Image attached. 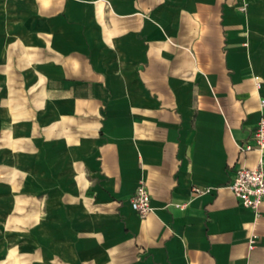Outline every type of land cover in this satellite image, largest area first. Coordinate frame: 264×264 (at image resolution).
Returning a JSON list of instances; mask_svg holds the SVG:
<instances>
[{"label": "crops", "instance_id": "1", "mask_svg": "<svg viewBox=\"0 0 264 264\" xmlns=\"http://www.w3.org/2000/svg\"><path fill=\"white\" fill-rule=\"evenodd\" d=\"M260 98L264 0H0V264H264Z\"/></svg>", "mask_w": 264, "mask_h": 264}, {"label": "built area", "instance_id": "2", "mask_svg": "<svg viewBox=\"0 0 264 264\" xmlns=\"http://www.w3.org/2000/svg\"><path fill=\"white\" fill-rule=\"evenodd\" d=\"M244 7L245 2L241 6V9H244ZM259 84L260 81L257 79L256 86L258 87ZM259 105L264 108V98H260ZM251 137L253 141L251 143H240L239 150L246 152L255 149L264 154V112L261 113L256 125L251 130ZM234 169L233 176L227 183L228 188L243 206L256 209L264 202V157H260L258 163L252 167L237 165ZM191 190L194 193L200 194L206 189L195 186ZM149 199L147 187L142 182L136 186L135 191L130 195L129 203H131L138 215L143 217L152 209ZM254 237L250 239V245L253 244Z\"/></svg>", "mask_w": 264, "mask_h": 264}]
</instances>
